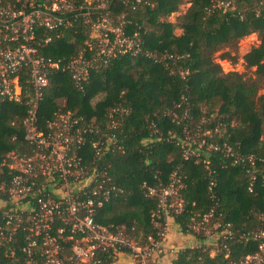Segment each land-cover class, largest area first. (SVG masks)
<instances>
[{
  "label": "trees",
  "instance_id": "obj_1",
  "mask_svg": "<svg viewBox=\"0 0 264 264\" xmlns=\"http://www.w3.org/2000/svg\"><path fill=\"white\" fill-rule=\"evenodd\" d=\"M182 1L153 0L131 9L111 0L113 12H128V28L139 32V50L113 55L91 69L81 86L67 70L52 69L38 100L35 124L46 130L57 113L70 111L78 124L87 126V137H111L98 142L102 152L95 163L118 190L95 210L97 223L133 227L135 235L153 232L151 214L158 202L147 195L148 187H166L176 177L183 200L182 210L173 215L176 230L191 234V217L215 207L224 226L218 230L226 236L217 240L215 250L202 245L180 249L169 264H224L252 253L260 240L256 233L264 232V0H234L228 10L220 8L218 0H188L176 22L168 20ZM38 31L37 40L46 32ZM250 33L259 36V43L242 57L251 73L224 71L215 54L235 63L238 42ZM86 40L85 28L74 26L39 43L38 51L65 63L79 51L88 55ZM19 82V100L0 101V182L5 184L14 173L7 154L28 155L34 146L25 139L24 123L34 91L24 72ZM188 136L205 143L193 145L197 155L185 158L181 145ZM224 145L242 158L226 154ZM250 154L253 162L247 159ZM24 235L17 228L11 243H0V264H25ZM112 262L99 253L87 263L65 264Z\"/></svg>",
  "mask_w": 264,
  "mask_h": 264
},
{
  "label": "built area",
  "instance_id": "obj_2",
  "mask_svg": "<svg viewBox=\"0 0 264 264\" xmlns=\"http://www.w3.org/2000/svg\"><path fill=\"white\" fill-rule=\"evenodd\" d=\"M110 1L0 0V101L19 100L22 72L34 91L29 115L24 120L25 139L34 145L33 149L22 156L8 153L11 161L7 165L14 173L7 184L0 182L4 220L0 225V243H11L17 228L24 230L21 252L25 264H65L67 260L87 263L99 253L107 254L114 264H164L182 249L167 242L168 223H173V215L183 207L178 178L174 177L163 188L148 187L147 195L157 197L158 202L151 214L153 232L135 235L131 233L133 227L129 230L124 225L104 226L94 220L95 210L118 188L106 171L97 167L95 158L102 152L98 142H109L111 137L103 133L99 135L101 140L87 137L84 134L87 126L78 124L79 118L70 111L57 113L48 121L46 130H39L35 124L38 100L52 69L67 70L81 86L91 69L105 64L113 55L139 50V32L128 28V12H113ZM120 1L131 9L153 3V0ZM217 5L228 10L234 0H218ZM79 25L87 33L88 55L79 51L62 63L39 53V43ZM40 28L47 33L37 40ZM92 130L89 128L88 132ZM187 138L189 141L181 145L185 158L197 155L193 145L200 148L205 143V139ZM223 150L235 160L242 158L228 145ZM247 159L254 161L251 154ZM30 201L34 204H29ZM220 217L221 213L211 207L199 217L192 216L188 229L191 233L212 236L217 242L226 236L218 230L224 228ZM256 235L260 240L252 253L224 264H264V232Z\"/></svg>",
  "mask_w": 264,
  "mask_h": 264
},
{
  "label": "rangeland",
  "instance_id": "obj_3",
  "mask_svg": "<svg viewBox=\"0 0 264 264\" xmlns=\"http://www.w3.org/2000/svg\"><path fill=\"white\" fill-rule=\"evenodd\" d=\"M189 6L188 0H183L182 3L179 5L178 9L174 12H172L169 17H167L168 20L176 22L177 17L185 12L187 7ZM180 28H175V33H180ZM259 43V36L257 33H250L244 37H242L238 42V58L235 61V63L231 64L229 61L221 59L218 55L220 52H217L215 54V60L218 61L221 64V67L224 71H238L240 73H251V71L247 70L244 67L243 62V55L249 51L251 47ZM254 69V67L252 68ZM263 90H261L262 92ZM60 102H64L63 99L60 100ZM170 225V233L168 234L167 242L174 244V246H178L180 248L185 247H195L202 245L204 248H210L211 250H215L217 247L216 239H214L212 236H206L203 233L195 234V233H189L188 235H183L180 233L175 227L174 223H168V226ZM193 234V235H192Z\"/></svg>",
  "mask_w": 264,
  "mask_h": 264
},
{
  "label": "crops",
  "instance_id": "obj_4",
  "mask_svg": "<svg viewBox=\"0 0 264 264\" xmlns=\"http://www.w3.org/2000/svg\"><path fill=\"white\" fill-rule=\"evenodd\" d=\"M190 4V3H189ZM170 263V261H168L167 263H164V264H169ZM118 264H122V263H118ZM163 264V263H162Z\"/></svg>",
  "mask_w": 264,
  "mask_h": 264
}]
</instances>
